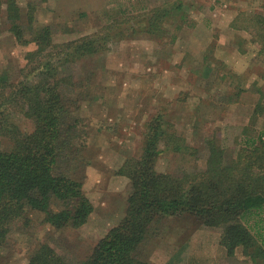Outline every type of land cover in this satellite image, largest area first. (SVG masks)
Returning a JSON list of instances; mask_svg holds the SVG:
<instances>
[{
  "label": "rangeland",
  "instance_id": "obj_1",
  "mask_svg": "<svg viewBox=\"0 0 264 264\" xmlns=\"http://www.w3.org/2000/svg\"><path fill=\"white\" fill-rule=\"evenodd\" d=\"M17 1L26 24L33 6L34 26L51 24L54 42L62 43L106 32L110 26L131 27L141 12L171 7L180 0ZM183 1L187 22L181 30H175L180 19L176 16L164 24L166 34L128 30L107 50L67 67L72 92L82 101L77 112L83 116L81 136L89 132L78 138L72 157L80 158L84 188L95 210L83 226L60 230L48 226L41 212L32 211L31 222L19 219L13 225L0 250V264H27L44 240L80 264L125 215L132 182L117 170L126 158L141 154L149 123L159 113L174 124L172 132L184 135L197 149L194 156H184L163 144L156 163L159 171L180 174L204 167L209 157L205 139L215 131L223 137L227 155L237 154L261 96L257 90L264 89V55L255 34L259 20H264V0ZM10 20L2 6L0 72L19 83L29 71L26 54L34 44L17 41ZM18 119L26 129L32 128L29 119ZM263 124L264 111L251 132L258 133ZM3 144L10 145L6 138ZM221 231V226L205 225L192 213L169 216L153 228L141 252L154 264H254L241 249L235 256L227 255L219 242Z\"/></svg>",
  "mask_w": 264,
  "mask_h": 264
},
{
  "label": "trees",
  "instance_id": "obj_2",
  "mask_svg": "<svg viewBox=\"0 0 264 264\" xmlns=\"http://www.w3.org/2000/svg\"><path fill=\"white\" fill-rule=\"evenodd\" d=\"M173 4L141 12L131 27L118 30L110 26L106 32L55 43L51 24L34 26L33 6L26 24L17 0H0L17 41L34 44L26 54L29 71H23V80L15 82L0 72V250L17 220H33L32 211L41 212L44 222L55 230L78 228L88 222L95 205L84 188L86 173L80 158L77 154L72 157V152L78 148V138L82 140L89 132L81 136L83 116L77 112L82 101L72 92L74 84L69 83L65 70L87 55L107 50L128 30L166 34L164 24L175 16L180 18L175 30H181L187 22L185 3ZM255 34L259 53L264 55V20H259ZM172 36L177 39V34ZM257 91L261 96L237 154L227 155L228 147L215 131L205 139L209 152L206 165L194 171L174 174L156 168L163 144L166 150L184 156H194L197 149L184 135L171 131L174 124L162 113L153 117L141 154L126 158L117 170L132 182L125 215L80 264H154L143 257V244L155 226L185 212L196 215L205 225L222 227L219 242L227 255L235 256L241 249L247 260L264 264V124L258 133L251 132L264 111V89ZM19 116L29 119L32 128L23 127ZM5 138L9 147L3 144ZM27 264L77 263L44 240L32 251Z\"/></svg>",
  "mask_w": 264,
  "mask_h": 264
},
{
  "label": "crops",
  "instance_id": "obj_3",
  "mask_svg": "<svg viewBox=\"0 0 264 264\" xmlns=\"http://www.w3.org/2000/svg\"><path fill=\"white\" fill-rule=\"evenodd\" d=\"M123 162H124V161H123ZM123 162H122V163H123ZM122 163H121V164H122ZM120 219H122V218H120Z\"/></svg>",
  "mask_w": 264,
  "mask_h": 264
}]
</instances>
